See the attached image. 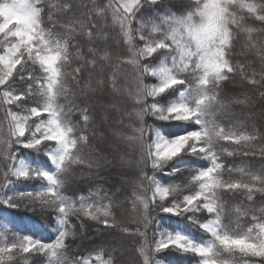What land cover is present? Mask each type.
I'll return each mask as SVG.
<instances>
[{
    "label": "snow or ice",
    "instance_id": "snow-or-ice-1",
    "mask_svg": "<svg viewBox=\"0 0 264 264\" xmlns=\"http://www.w3.org/2000/svg\"><path fill=\"white\" fill-rule=\"evenodd\" d=\"M0 113V204L58 221L52 242L4 240L0 264H123L121 241L129 264L164 250L264 264V166L225 162L264 159V0H0ZM104 169L119 177L108 187ZM81 175L101 183L85 195ZM13 179L40 187L8 195ZM155 211L205 237L153 226ZM89 221L116 239L70 259Z\"/></svg>",
    "mask_w": 264,
    "mask_h": 264
},
{
    "label": "trees",
    "instance_id": "trees-1",
    "mask_svg": "<svg viewBox=\"0 0 264 264\" xmlns=\"http://www.w3.org/2000/svg\"><path fill=\"white\" fill-rule=\"evenodd\" d=\"M177 5L180 4L189 5L193 4L194 0H175ZM177 13V15L181 14V12L185 11L184 8H180L177 11L176 8L172 9ZM146 15H154V13H146ZM254 25L258 26V21H252ZM71 69H68L70 71ZM232 87V86H230ZM61 103H63V99H61ZM78 119L74 117V120ZM151 119L149 118V123H151ZM158 124L161 125L162 130L170 133H178L180 132L181 126L176 124H169L163 121H157ZM17 158L23 159L26 162L34 165L46 167L47 165L44 163L46 157H43V154H38L33 152L30 149H24L20 146H17ZM258 151V149H257ZM92 158H96V156H91ZM193 161L196 160L195 157L192 158ZM244 161L250 166L255 168H259L264 166V159H262L259 155L249 156V157H241L239 155L235 157H227L225 162H232L236 165H240L241 161ZM95 170V169H94ZM78 172L87 173V163L77 169ZM102 176H110L111 178L108 180V183L105 184V187H108L112 182L118 180L117 173L115 171H111L110 169L101 170ZM160 175V174H158ZM162 182L167 183V180H162ZM101 181L99 179H91L87 175H81L76 180L74 187L84 188L86 191L83 194L87 195L88 191H94V189H90L88 187L89 184L99 185ZM40 187L39 181L33 180H15L9 185V189H6V193L11 195L13 192H23L32 189H36ZM126 194L131 195L130 189H125ZM79 194V193H78ZM257 206H264V196L261 194H257ZM6 206L0 204V243L4 240H11L14 238V235L23 236V235H32L34 238H40L45 242H52L55 240L58 234V221L56 219V215L51 212H41L40 210H32L31 208H18V209H10L5 208ZM130 207V205H129ZM153 216V226L159 223L160 227L168 228L172 230L174 226L179 227L178 230H186L196 238L205 237V234L202 233L199 229L194 228L188 221L181 220L179 217H171V214L162 213L159 211H155L152 213ZM70 223L79 224L78 221H75V218H72ZM87 226L85 229L81 230L80 236L82 238H77L75 242L70 244V250L67 252L68 257L71 259L73 256L79 255H88V253L93 249H98L100 247L106 246V241H112L116 239V237L109 235L110 232H114L115 230H103L102 226H97L94 222H86ZM152 232L149 231V237H151ZM66 243H69L66 241ZM123 244L124 251L120 257L123 264H129V262L133 259L132 247L127 241H121ZM94 254V253H93ZM43 264H48L47 258H42ZM107 259V255L105 256ZM156 259L161 262V264H195L191 254H180L169 250H164L160 253L156 254ZM20 264H25L24 261H20ZM31 264V262H29Z\"/></svg>",
    "mask_w": 264,
    "mask_h": 264
},
{
    "label": "rangeland",
    "instance_id": "rangeland-1",
    "mask_svg": "<svg viewBox=\"0 0 264 264\" xmlns=\"http://www.w3.org/2000/svg\"><path fill=\"white\" fill-rule=\"evenodd\" d=\"M0 114H2V113H0ZM93 160H95L96 158H92ZM117 177H118V175H117ZM119 178V177H118Z\"/></svg>",
    "mask_w": 264,
    "mask_h": 264
}]
</instances>
